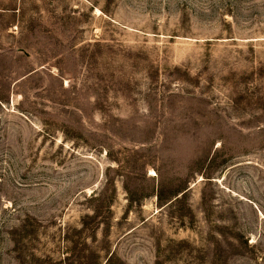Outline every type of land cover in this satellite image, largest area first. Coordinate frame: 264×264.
I'll return each mask as SVG.
<instances>
[{
    "label": "rangeland",
    "instance_id": "374dc122",
    "mask_svg": "<svg viewBox=\"0 0 264 264\" xmlns=\"http://www.w3.org/2000/svg\"><path fill=\"white\" fill-rule=\"evenodd\" d=\"M0 264H264V0H0Z\"/></svg>",
    "mask_w": 264,
    "mask_h": 264
}]
</instances>
